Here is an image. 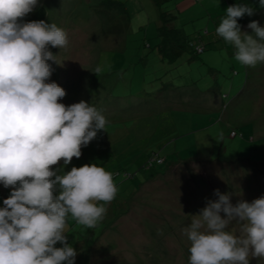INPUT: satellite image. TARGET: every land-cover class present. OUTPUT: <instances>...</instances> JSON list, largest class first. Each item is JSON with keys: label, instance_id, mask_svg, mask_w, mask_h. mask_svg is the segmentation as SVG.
Masks as SVG:
<instances>
[{"label": "rangeland", "instance_id": "374dc122", "mask_svg": "<svg viewBox=\"0 0 264 264\" xmlns=\"http://www.w3.org/2000/svg\"><path fill=\"white\" fill-rule=\"evenodd\" d=\"M102 1L38 0L36 6L45 4L47 23L67 33L65 47L48 46L58 64L47 62L46 82L66 92L58 102L85 101L107 121L80 158L52 167L66 173L96 164L112 173L118 189L105 205L112 212L94 228L69 216L67 242L77 251L75 264H189L182 229L218 199L216 189L230 193L233 205L264 197V165L253 167L264 159V63L240 64L234 46L217 35L227 0H123L129 14L123 29L118 11ZM163 11L176 15L170 25L204 50L193 56L185 49L173 62L162 56ZM253 20L264 27V10L239 18L241 31L253 34L247 27ZM153 156L163 162L150 166ZM10 192L0 184V208ZM237 228L233 222L228 230Z\"/></svg>", "mask_w": 264, "mask_h": 264}, {"label": "clouds", "instance_id": "9594fccd", "mask_svg": "<svg viewBox=\"0 0 264 264\" xmlns=\"http://www.w3.org/2000/svg\"><path fill=\"white\" fill-rule=\"evenodd\" d=\"M38 0H0V184L11 188L0 208V264H75L77 251L68 244L69 216L94 228L116 196L112 173L96 164L53 169L63 160L80 158L105 130L106 118L85 101L58 102L65 90L46 81L48 50L67 45V33L45 21L22 23ZM264 8V0H259ZM254 15L248 5L226 9L216 33L235 48L234 59L244 66L264 63V27L251 21L253 34L241 31L238 19ZM98 66L94 73L101 72ZM200 213L182 229L190 241L189 264H249L264 259V197L251 203H231V194L214 191ZM221 213L224 216H221ZM239 225V233L229 225ZM59 242L62 247H55Z\"/></svg>", "mask_w": 264, "mask_h": 264}, {"label": "trees", "instance_id": "16d2710c", "mask_svg": "<svg viewBox=\"0 0 264 264\" xmlns=\"http://www.w3.org/2000/svg\"><path fill=\"white\" fill-rule=\"evenodd\" d=\"M227 3H228V6H232L236 4L248 5L254 9V13L264 10V8L260 7L259 0H227ZM102 4L104 5L103 7H106L107 10L109 11H112L111 9L118 11L120 18H121V19L119 18V21H121L120 29L125 28V24L129 16L125 2L123 0H104L102 1ZM247 16L248 15H245L244 17H247ZM47 18H48V8L45 4H42L36 7L22 23H27V22H32V21H45L47 23ZM175 18H176V15H173L172 13L168 15L164 11L161 12L160 24L158 25V28H157L158 34L161 37V42L157 45L159 52L161 53L162 56H167L168 58H170L171 62L175 61L180 56L181 54L180 52H182L185 49L189 48L193 56L199 54L201 51L204 50V47L195 46L191 42V38L188 36V34L184 31L182 27H174L170 25V21H172V19H175ZM155 159L157 161L160 160L161 163L163 162V158L153 156L150 160V166H151V162ZM190 161H199V159L190 160ZM187 162L189 161H186V163ZM262 165H264V159L260 165H257V166L252 165V166L259 167ZM154 172H155L154 173L155 175L153 174V176H157L158 174L163 173V172H158V171H154ZM106 209H108L106 213L112 212V210H110L108 206H106ZM106 220H108L107 217H106ZM229 230H231V228ZM236 230H238V228L235 229V234H237ZM254 262L255 260L249 261V264H254ZM83 264H88V262L86 261Z\"/></svg>", "mask_w": 264, "mask_h": 264}, {"label": "crops", "instance_id": "0c3cea01", "mask_svg": "<svg viewBox=\"0 0 264 264\" xmlns=\"http://www.w3.org/2000/svg\"><path fill=\"white\" fill-rule=\"evenodd\" d=\"M9 189H11V188H9Z\"/></svg>", "mask_w": 264, "mask_h": 264}]
</instances>
